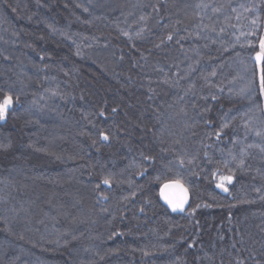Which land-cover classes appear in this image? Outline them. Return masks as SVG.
Here are the masks:
<instances>
[{"label": "trees", "instance_id": "16d2710c", "mask_svg": "<svg viewBox=\"0 0 264 264\" xmlns=\"http://www.w3.org/2000/svg\"><path fill=\"white\" fill-rule=\"evenodd\" d=\"M262 40L264 0H0V264H264Z\"/></svg>", "mask_w": 264, "mask_h": 264}, {"label": "snow or ice", "instance_id": "6c2138e0", "mask_svg": "<svg viewBox=\"0 0 264 264\" xmlns=\"http://www.w3.org/2000/svg\"><path fill=\"white\" fill-rule=\"evenodd\" d=\"M258 65L264 64V40L260 42V53L255 57ZM261 86L262 91H264V67L261 68ZM14 100L11 95H6L2 100H0V121H4L7 118L9 109L13 106ZM105 140L108 137L103 136ZM232 183V177H221V182L217 187L223 188L226 192L228 189L224 187V183ZM105 184H108L109 181L105 180ZM161 197L165 202L172 208L173 211L180 209L183 210L184 204L187 202V190L180 184L178 181L174 183L165 184L161 189Z\"/></svg>", "mask_w": 264, "mask_h": 264}, {"label": "water", "instance_id": "95a60500", "mask_svg": "<svg viewBox=\"0 0 264 264\" xmlns=\"http://www.w3.org/2000/svg\"><path fill=\"white\" fill-rule=\"evenodd\" d=\"M260 52H257V53H255L254 55H253V57H252V61H253V63L255 64V65H257V66H260L261 64H259L258 65V63H257V61H256V59H255V57L257 56V54H259ZM174 182H177V181H172V182H167V183H165V184H169V183H174ZM180 183V182H179ZM165 184H163L162 186H161V188H160V190H159V199H160V202L162 203V205L170 212V213H172V214H174V215H182V214H184L187 210H188V208H189V205H190V195H189V191H188V189L182 184V183H180V184H182L183 185V187L187 190V202L184 204V207H183V210L181 211L180 209H177V210H175V211H173L172 210V208L165 202V200L161 197V189L163 188V186L165 185Z\"/></svg>", "mask_w": 264, "mask_h": 264}, {"label": "rangeland", "instance_id": "374dc122", "mask_svg": "<svg viewBox=\"0 0 264 264\" xmlns=\"http://www.w3.org/2000/svg\"><path fill=\"white\" fill-rule=\"evenodd\" d=\"M58 141V140H57Z\"/></svg>", "mask_w": 264, "mask_h": 264}]
</instances>
